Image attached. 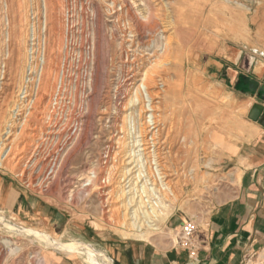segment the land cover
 Returning <instances> with one entry per match:
<instances>
[{
  "label": "rangeland",
  "instance_id": "obj_1",
  "mask_svg": "<svg viewBox=\"0 0 264 264\" xmlns=\"http://www.w3.org/2000/svg\"><path fill=\"white\" fill-rule=\"evenodd\" d=\"M7 1L10 8L6 10L2 6L8 19H5L4 24L9 23L8 31L16 26L14 28L19 35L17 45L19 50L23 48L19 67L15 70L16 46H12L10 38L8 48L10 55H13H9L6 67L11 72L10 80L14 81L21 80L25 71L28 72L25 53L29 51L32 37L27 26L31 8L40 0ZM74 1L69 0L70 3ZM153 1L130 0V3L138 14L146 6L151 8L159 3ZM51 2L55 7H63L66 3L65 0ZM97 2L83 0L87 5L82 11L78 6L72 19L76 29L74 39H78L69 62L72 69L76 70L78 60L81 59L82 74L71 76V82L66 85L63 96L66 107L60 124L65 135L60 143L68 138V132L73 128H78L75 135L77 140L85 134V127L90 133L85 145L74 150L69 157L68 153L73 150L76 139L67 140L59 156L58 166L66 162L65 175L72 177V183L66 193L61 192L60 187L53 196L45 195L43 190L49 187L53 177L43 185L42 192H35L27 189L15 177V172L1 168L0 215L15 225L41 230L49 238L61 243L87 242L98 259H101L100 254L106 255V248L120 243L178 248L176 242L182 224L191 223L205 228L210 210L231 195L240 178L238 154L241 145L248 142L251 136V106L256 102L260 105L264 103V92L260 90V87H264V0H160L162 15L170 25V31L160 33L155 44L149 48L136 47L130 36L125 51L116 45L119 40L114 38L113 18L102 15L101 28L97 32ZM97 36L103 40L100 43L101 59L98 63L100 82L94 83L96 64L92 61L85 64V61L88 60V47ZM126 51L131 56L142 52L146 58L164 56L161 60L167 63L166 77L170 86L163 106L167 123L178 126L182 131L179 140L181 165L191 173L183 183L184 186L179 188L181 191L177 194L178 200L172 214L160 223L159 231L146 241L123 239L111 229L96 227L104 224L103 219L108 217L100 204V195L89 191L80 194L81 185L87 183L91 170L100 168L99 162L108 138L122 135V131L117 132L122 117L116 120L115 110H111L113 112L108 120L99 122L95 118L90 124H85L84 120H88L86 117L90 105L95 108L99 104L112 103L111 107L114 108L117 98H124L113 95L118 90L121 75L119 57ZM247 80L258 82V88L251 92ZM255 94H259L261 101L257 100ZM1 137L5 135L1 133ZM102 182L103 179L99 181ZM1 233L0 238L8 236L7 233ZM13 241L21 247L16 255L7 252L0 241V264H91L81 251L74 254L57 253L30 237L19 236ZM262 254L247 264H264ZM106 257L108 263L112 264L110 257Z\"/></svg>",
  "mask_w": 264,
  "mask_h": 264
},
{
  "label": "bare ground",
  "instance_id": "obj_2",
  "mask_svg": "<svg viewBox=\"0 0 264 264\" xmlns=\"http://www.w3.org/2000/svg\"><path fill=\"white\" fill-rule=\"evenodd\" d=\"M80 1L70 3L65 0L63 7H55L51 0H40L32 6L27 26L32 38L29 51L25 53L28 72L25 71L21 80L11 81V72L6 67L10 55V38L12 46H16L13 65L15 70L19 67L23 48L19 50L17 45L19 35L14 28L16 26L8 31L9 23L4 24L8 21L6 10L10 8L9 3L7 0H0V135H5L0 138V169L15 172V177L27 189L35 192H42L43 185L53 177L49 187L43 190L45 195L51 196L60 187V191L66 193L72 183V177L65 175L66 162L58 166V159L67 140L73 139L78 129H71L68 138L60 143L65 135L60 124L66 107L63 97L66 85L71 82V76L82 74L81 59L78 60L76 70L72 69L69 62L78 39H74L76 29L73 27V14L78 6L82 11L87 5L83 0ZM96 1L94 19L97 32L101 28L102 15L113 18L114 38L119 40L117 44L114 40V44L124 51L127 50L125 45L130 36L136 47L149 48L155 44L160 33L171 29L164 21L160 0L151 8L146 6L138 14L130 0ZM17 7L19 8L18 5ZM102 40L97 36L94 43H88V60L84 62L89 64L92 61L96 64L94 83L99 81L98 63L101 59ZM81 46L84 47V43L81 42ZM164 47L167 50L166 44ZM163 57L156 55L146 58L142 52L132 56L128 51L122 52L119 57L122 64L119 87L113 96L120 95L124 98L118 97L113 104L114 108L111 107L112 103H101L95 108L90 105L86 117L88 120H84L85 124H90L95 118L99 122L108 120L113 112L111 110H115L116 120L122 117L120 128H117V132L122 131V135L108 138L99 162L101 166L97 170H91L87 183L81 185L80 194L89 191L100 195V204L108 217L103 219L104 224L96 227L111 229L123 239L146 241L159 231L160 223L175 209L177 194L181 191L179 188L184 186L183 183L191 175L181 165L179 140L182 138V131L178 126L167 123L163 102L170 82L166 77L167 63L161 60ZM118 101L121 102L118 104ZM87 129L85 127L86 132L80 139L75 137V145L68 157L74 150L85 145L90 137ZM101 179L103 182L99 183ZM0 225V232L8 234L0 238L1 245L11 255H16L21 248L13 239L23 236L38 240L57 253L74 254L81 251L91 264H110L104 254H100L101 259H98L87 242L61 243L49 238L41 230L15 225L1 215Z\"/></svg>",
  "mask_w": 264,
  "mask_h": 264
},
{
  "label": "crops",
  "instance_id": "obj_3",
  "mask_svg": "<svg viewBox=\"0 0 264 264\" xmlns=\"http://www.w3.org/2000/svg\"><path fill=\"white\" fill-rule=\"evenodd\" d=\"M250 124L251 136L238 154L240 178L231 195L210 210L205 228L197 226L196 255L175 247L120 243L105 249L112 264H247L264 255V127Z\"/></svg>",
  "mask_w": 264,
  "mask_h": 264
},
{
  "label": "built area",
  "instance_id": "obj_4",
  "mask_svg": "<svg viewBox=\"0 0 264 264\" xmlns=\"http://www.w3.org/2000/svg\"><path fill=\"white\" fill-rule=\"evenodd\" d=\"M196 231L197 227L194 224L184 223L177 236L176 246L188 253L190 257H194L198 250Z\"/></svg>",
  "mask_w": 264,
  "mask_h": 264
},
{
  "label": "water",
  "instance_id": "obj_5",
  "mask_svg": "<svg viewBox=\"0 0 264 264\" xmlns=\"http://www.w3.org/2000/svg\"><path fill=\"white\" fill-rule=\"evenodd\" d=\"M246 82L251 92L255 91L258 88V82H256L255 80H247ZM260 90L264 92V87H260ZM250 120L252 122H258L264 127V108L257 102L251 106Z\"/></svg>",
  "mask_w": 264,
  "mask_h": 264
}]
</instances>
